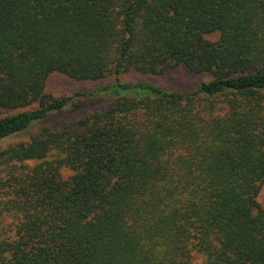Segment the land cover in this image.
Returning a JSON list of instances; mask_svg holds the SVG:
<instances>
[{
	"label": "trees",
	"instance_id": "1",
	"mask_svg": "<svg viewBox=\"0 0 264 264\" xmlns=\"http://www.w3.org/2000/svg\"><path fill=\"white\" fill-rule=\"evenodd\" d=\"M177 70L210 79H119ZM53 74L103 84L52 97ZM19 137L0 264H264V0H0V143Z\"/></svg>",
	"mask_w": 264,
	"mask_h": 264
},
{
	"label": "rangeland",
	"instance_id": "2",
	"mask_svg": "<svg viewBox=\"0 0 264 264\" xmlns=\"http://www.w3.org/2000/svg\"><path fill=\"white\" fill-rule=\"evenodd\" d=\"M204 38L209 42H216L218 40V34L213 33L205 35ZM122 82H137V81H147L154 83L166 90L170 91H192L196 89L201 82L208 81L210 78L205 74H194L186 70H177L173 72H168L161 75H141L134 72L126 73L119 77ZM108 81H113V77H110ZM107 81V82H108ZM99 82H77L69 79L68 77L61 74H53L47 80L45 84L44 93L52 97L59 96H68L77 92H87L94 90L95 88L102 85ZM98 107V102H92L90 104H82L80 107H77L71 110L61 117L55 118L49 124L51 127H60L63 124H73L76 117L81 116L88 109L92 110ZM27 137L26 135H22ZM21 137L11 139L4 143H0V149H2L6 144L13 143ZM71 175V172L63 169L61 171V176L66 179ZM256 201L259 207L264 210V184L259 187V192L256 197Z\"/></svg>",
	"mask_w": 264,
	"mask_h": 264
}]
</instances>
